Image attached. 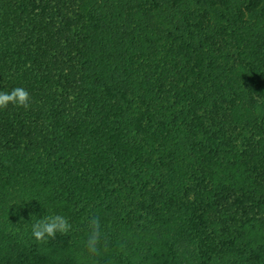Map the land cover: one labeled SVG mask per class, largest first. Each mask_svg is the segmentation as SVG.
Returning <instances> with one entry per match:
<instances>
[{
	"label": "trees",
	"instance_id": "obj_1",
	"mask_svg": "<svg viewBox=\"0 0 264 264\" xmlns=\"http://www.w3.org/2000/svg\"><path fill=\"white\" fill-rule=\"evenodd\" d=\"M16 87L0 264H264V0H0ZM51 214L73 229L37 244Z\"/></svg>",
	"mask_w": 264,
	"mask_h": 264
},
{
	"label": "clouds",
	"instance_id": "obj_2",
	"mask_svg": "<svg viewBox=\"0 0 264 264\" xmlns=\"http://www.w3.org/2000/svg\"><path fill=\"white\" fill-rule=\"evenodd\" d=\"M31 96L23 87L13 88L10 92L0 91V109H7L9 105L29 109ZM30 217H36L29 213ZM87 237L84 242L89 256L98 257L107 251V237L102 229L100 218L97 215L86 217ZM73 226L68 218L61 214L45 215L35 219L31 224V237L37 244H47L56 238L57 233L68 235Z\"/></svg>",
	"mask_w": 264,
	"mask_h": 264
}]
</instances>
